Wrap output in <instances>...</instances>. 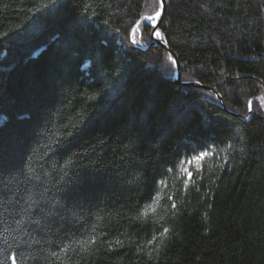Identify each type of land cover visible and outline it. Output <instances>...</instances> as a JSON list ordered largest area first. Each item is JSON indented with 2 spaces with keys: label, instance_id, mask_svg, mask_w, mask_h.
<instances>
[{
  "label": "trees",
  "instance_id": "1",
  "mask_svg": "<svg viewBox=\"0 0 264 264\" xmlns=\"http://www.w3.org/2000/svg\"><path fill=\"white\" fill-rule=\"evenodd\" d=\"M166 4L181 81L160 0H0V264H264V0Z\"/></svg>",
  "mask_w": 264,
  "mask_h": 264
},
{
  "label": "water",
  "instance_id": "2",
  "mask_svg": "<svg viewBox=\"0 0 264 264\" xmlns=\"http://www.w3.org/2000/svg\"><path fill=\"white\" fill-rule=\"evenodd\" d=\"M166 8H167V4H166V0H163V6L160 8L159 12H160V15L157 16L156 15V22L153 26V29H152V32H151V38H152V42L151 44H155V43H158L164 47H166L170 53L172 54L173 58H174V61L176 63V80L177 81H181V66H180V61L175 53V51L170 47V45L167 43V41H165V36L162 35V36H157L155 33L157 30H160L159 26H160V23L164 17V14H165V11H166ZM186 85H196V86H200V87H203V88H207V89H211L213 90L217 96L219 97L220 99V102H221V105L225 106L224 105V100H223V97L222 95L218 92L217 89L213 88L212 86H209V85H204L198 81H184L182 82Z\"/></svg>",
  "mask_w": 264,
  "mask_h": 264
},
{
  "label": "rangeland",
  "instance_id": "3",
  "mask_svg": "<svg viewBox=\"0 0 264 264\" xmlns=\"http://www.w3.org/2000/svg\"><path fill=\"white\" fill-rule=\"evenodd\" d=\"M161 1V0H160ZM161 8V7H160ZM160 10V9H159ZM157 10L155 13L153 14H147L145 16H143V18L145 20H148V21H151L155 24L156 22V13L159 11ZM149 17H151V19H149ZM140 21L135 25V27L132 29L131 31V34H132V39L135 43H139L140 40H139V35H140V25H139ZM162 34H160L161 36ZM141 44V43H139ZM259 99H261L262 103L264 104V100L262 98V96H259ZM202 153H206V152H201L200 154L198 155H194V156H191L187 159H184L183 162H182V170L185 174L188 175V173H191L192 174V169L195 168V167H198L202 161V159H197V157H200Z\"/></svg>",
  "mask_w": 264,
  "mask_h": 264
},
{
  "label": "snow or ice",
  "instance_id": "4",
  "mask_svg": "<svg viewBox=\"0 0 264 264\" xmlns=\"http://www.w3.org/2000/svg\"><path fill=\"white\" fill-rule=\"evenodd\" d=\"M163 6V0H161V7ZM157 16L160 15V12L158 11L156 13ZM149 19H151V17H149ZM157 36H159V32L156 33ZM207 153H202L200 157H197V159H202L204 156H206ZM188 176H189V179L191 178V173H188ZM173 208H175V204L172 205ZM165 232H167V229H165ZM12 261H13V264H16V256L15 254L12 255L11 257Z\"/></svg>",
  "mask_w": 264,
  "mask_h": 264
},
{
  "label": "bare ground",
  "instance_id": "5",
  "mask_svg": "<svg viewBox=\"0 0 264 264\" xmlns=\"http://www.w3.org/2000/svg\"><path fill=\"white\" fill-rule=\"evenodd\" d=\"M157 32H159V34H162L160 30H157L156 33H157ZM156 33H155V34H156ZM162 35H163V34H162ZM162 35H161V36H162ZM159 37H160V35H159Z\"/></svg>",
  "mask_w": 264,
  "mask_h": 264
}]
</instances>
